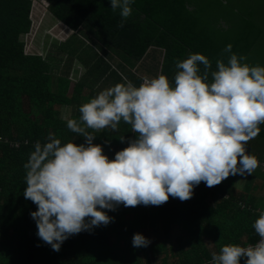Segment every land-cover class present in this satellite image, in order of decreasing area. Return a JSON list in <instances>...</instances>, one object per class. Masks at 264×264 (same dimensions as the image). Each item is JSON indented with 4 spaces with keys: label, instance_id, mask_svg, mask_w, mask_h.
Listing matches in <instances>:
<instances>
[{
    "label": "trees",
    "instance_id": "obj_1",
    "mask_svg": "<svg viewBox=\"0 0 264 264\" xmlns=\"http://www.w3.org/2000/svg\"><path fill=\"white\" fill-rule=\"evenodd\" d=\"M33 2L0 0V264H211V253L225 244H255L252 225L264 210V125L247 144L260 161L253 174L230 175L211 188L201 182L183 202L170 196L160 206L105 209L113 222L70 236L59 252L36 235L30 213L37 206L24 198L23 165L50 132L62 143H84L60 117L65 106L78 117L79 106L104 90L91 84L101 74L109 72L104 80L113 85L139 86L158 74L173 82L176 61L190 53L205 55L214 70L232 53L264 66V0H134L123 27L110 0H43L75 32L52 48L83 68L74 82L68 71L54 72L47 55L26 51L22 38L31 31ZM229 44L231 53L224 51ZM95 135L93 143L109 159L135 138L123 122ZM135 233L150 240L147 247H133Z\"/></svg>",
    "mask_w": 264,
    "mask_h": 264
},
{
    "label": "clouds",
    "instance_id": "obj_2",
    "mask_svg": "<svg viewBox=\"0 0 264 264\" xmlns=\"http://www.w3.org/2000/svg\"><path fill=\"white\" fill-rule=\"evenodd\" d=\"M133 3L110 0L122 18L119 27L132 15ZM231 50L229 44L224 51ZM243 60L232 53L227 64L218 59L214 70L205 55L190 53L176 61L173 82L158 74L139 86L117 83L82 103L78 117L65 106L60 118L84 143H62L50 132L43 143L35 142L23 165V195L37 206L30 216L38 238L59 252L70 236L113 222L105 209L160 206L170 196L183 202L201 182L211 188L230 175L253 174L260 161L247 144L264 125V66ZM121 122L135 138L109 159L93 143L95 133L118 130ZM252 227L255 244H225L211 253V264H241L242 258L244 264H264V210ZM149 243L133 235V247Z\"/></svg>",
    "mask_w": 264,
    "mask_h": 264
},
{
    "label": "rangeland",
    "instance_id": "obj_3",
    "mask_svg": "<svg viewBox=\"0 0 264 264\" xmlns=\"http://www.w3.org/2000/svg\"><path fill=\"white\" fill-rule=\"evenodd\" d=\"M46 6L47 4L43 2V0H34L31 14L33 25L30 33L22 39L28 53L45 56L43 55L44 52L47 53L48 50H51L50 55L54 54L55 56L57 54L56 50L52 53V48H56L55 45L60 42V36L64 38L62 35H65L64 32L66 30L58 27V23H56L57 20L48 14Z\"/></svg>",
    "mask_w": 264,
    "mask_h": 264
},
{
    "label": "crops",
    "instance_id": "obj_4",
    "mask_svg": "<svg viewBox=\"0 0 264 264\" xmlns=\"http://www.w3.org/2000/svg\"><path fill=\"white\" fill-rule=\"evenodd\" d=\"M32 11H33V9H31V14H32ZM31 14H30V18H31V21H33ZM48 14H49V12H48ZM43 17H44V15H43ZM56 23H58V27L60 29L66 30L64 32L65 35H62V36H64V38H61V36H60V38H59L60 42L59 43H61V41L65 42L68 39L73 37V34H75V32H73L69 28L65 27L64 25H62L59 21H56ZM32 25H33V23H32ZM43 55H47V58L50 57L52 66H54V68H56L54 70V72H58L60 74V73H64L65 71H68L67 73H68L69 79H71L73 82L82 76L84 70L79 65V63L76 61L75 57L71 61H68L64 56H57V55L54 56V54L50 55V50H48L47 53L44 52ZM57 58L62 59V61L59 62L57 60ZM52 59H54V61ZM55 59H56V61H55ZM108 73L101 74V77L98 76L97 80L91 84H94L93 86L96 87V89L99 86L102 87V89H106V88H109L111 86H114L113 83L109 84L108 83L109 81L107 82L106 80H104L105 77H108V75H110ZM88 81H91L90 78L88 79Z\"/></svg>",
    "mask_w": 264,
    "mask_h": 264
}]
</instances>
